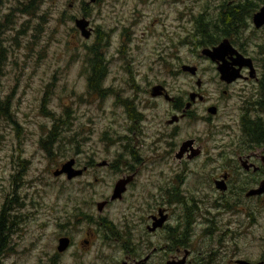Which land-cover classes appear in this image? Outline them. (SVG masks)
Listing matches in <instances>:
<instances>
[{
  "label": "rangeland",
  "instance_id": "1",
  "mask_svg": "<svg viewBox=\"0 0 264 264\" xmlns=\"http://www.w3.org/2000/svg\"><path fill=\"white\" fill-rule=\"evenodd\" d=\"M29 1L3 0L1 9L6 18L0 35V101L6 116L0 113V264H120L155 247L162 251L148 264H164L174 254L167 230L148 234L145 227L165 192L176 186L170 171L173 143L204 139L213 159L217 126L233 118L234 99L221 94L195 34L198 16L214 18L221 3L230 0H37L25 12ZM79 18L91 29L87 40L74 27ZM240 35L246 53L262 59L255 45L263 42L264 29L247 27ZM91 47L98 49L105 68L100 91L94 93L87 89ZM184 65L201 70L207 103L199 111L210 105L218 112L210 122L184 121L173 129L164 124L168 105L159 101L160 115L144 130L138 101L147 98L152 85L163 82L171 96L196 90L194 78L180 69ZM236 91L237 86L229 88L230 95ZM70 159L86 172L71 180L53 177ZM102 161L112 168L97 167ZM130 166L137 170L133 184L120 201L97 213L95 204L108 200L113 183ZM261 202L254 212L256 225L232 226L240 235L233 244L228 237L221 241L227 252L218 259V237L209 235L215 224L206 223L213 216L204 214L210 210L193 211L188 261L198 262L210 246L214 264H228L239 253L249 260L257 257L264 247ZM238 213L234 219L244 220ZM102 219L112 231H104ZM174 225L171 218L167 226ZM62 236L71 245L57 253Z\"/></svg>",
  "mask_w": 264,
  "mask_h": 264
},
{
  "label": "flooded vegetation",
  "instance_id": "2",
  "mask_svg": "<svg viewBox=\"0 0 264 264\" xmlns=\"http://www.w3.org/2000/svg\"><path fill=\"white\" fill-rule=\"evenodd\" d=\"M257 1L258 3L256 4ZM230 2H222L218 13H225L227 7H234L238 11V17H236L237 21L233 38L223 39H227L231 47L239 55L250 60L251 68L234 65L233 68L237 70V75L231 82L226 83L219 79L215 63L207 58L203 60L213 64V71L219 83L218 88L221 89V94L225 96L224 98H227V100L230 98L234 99L230 107L233 118H228L229 121L221 122L217 126L219 137L215 143L217 153L213 159L207 154L206 140L204 139L188 137L173 143L170 171L176 186L165 192L167 195L166 199L161 198L162 202L157 206L155 214L149 216V225L145 227V231L148 234H156L165 229L167 230L170 243L168 249L169 252L172 251L174 254L169 255L164 264H193L188 261L192 256V251L189 250L192 232L189 228L188 220L193 211L201 212L204 206H207L206 208L210 210L209 214L207 212H204V214L206 217L213 216L210 221L206 220V223L215 224L216 230L209 235L218 237L219 245L215 247L217 249L216 259H218L220 255H224L227 252L225 242L221 245V241L226 237L233 240L234 236L239 237L240 235L238 231L234 232L231 227H238L237 230L242 228L247 230L254 227L256 225L254 212L258 208V201L261 200V207L264 206V39L260 45H255L259 56H263L262 59L257 60L246 53L244 49L245 40H242L240 35L247 27L250 32L264 29V25L258 29L252 25V15L264 5V0H230ZM244 19H246L245 22ZM247 20L250 21V25L246 24ZM224 60L230 62L228 56H225ZM194 68L195 73L193 75L186 74L194 78L196 90L190 89L183 95L171 96L162 82L161 84L152 85L146 93L147 98L142 97L138 101L140 108L138 115L139 119L141 118L140 123H142L144 130L154 126L157 115H160L156 112V103L159 101H164L168 105L166 115L169 118L164 121V124L174 126L172 127L173 129L184 121L191 122L199 119L202 122H210V116H214L218 109L216 106L209 105L201 107L199 111L200 105L207 103V95L202 91L201 70L195 66ZM233 86H237V91L234 95H230L229 88ZM155 87H160L161 89L159 93L153 96V88ZM186 105H188L187 108H185ZM210 108L213 109V113L208 111ZM220 111L222 112L223 108H220ZM202 112H205L207 116H203ZM132 113L134 114V112ZM171 119L173 121L169 124L168 122ZM96 166L112 168V165L106 161L99 162ZM73 168L81 170V175L86 172V167L78 169L77 165L74 164ZM128 170L129 172L127 173L126 171L125 174H122L111 188L112 192L113 186L118 180L130 177V181L125 185V190L121 197L109 201L110 192L108 200L102 201L106 203L104 207L108 203L120 201L127 188L133 184L137 170L131 166ZM97 204H95V209ZM238 212H241L244 220L234 219L236 215L240 214ZM1 217L2 215L0 214ZM204 217V215L201 216L203 219ZM171 218H174L175 225L168 227L167 224ZM197 221L202 223L201 220ZM105 222L108 224L107 228L112 231L113 227L111 224L107 221ZM189 223L191 224V221ZM152 224H155V228L150 230ZM103 229L104 231L107 230ZM68 240L70 246L71 240L70 238ZM262 241L264 244V231ZM83 243L88 244L85 240ZM231 243L236 242L233 240ZM211 247H206L204 254L198 258L200 260L194 263L214 264L211 257L213 254ZM161 251V247H155L142 258H126L125 262L132 263L147 257L144 264H148L151 255ZM236 251L235 249L234 252L236 253ZM234 252L233 256L235 255ZM258 253L257 257L250 260L239 253L238 258L232 259L228 264H238L239 261H245L250 264H264V247ZM198 254L201 255L199 252Z\"/></svg>",
  "mask_w": 264,
  "mask_h": 264
},
{
  "label": "water",
  "instance_id": "3",
  "mask_svg": "<svg viewBox=\"0 0 264 264\" xmlns=\"http://www.w3.org/2000/svg\"><path fill=\"white\" fill-rule=\"evenodd\" d=\"M96 0H89V3H94ZM74 27L78 30L79 35L87 40L90 37V29L88 28V22L84 18L75 19ZM252 25L254 28L258 29L264 25V5L259 8V10L252 15ZM200 55L204 58L209 59L211 62L215 63L216 65V71L219 74V79L221 81H224L226 83L231 82L235 76L237 75V70L233 68L234 65H237L238 67L246 66L251 68L250 60L243 58L241 55H239L230 45L227 39H222L220 42H218L217 45L212 46L210 48H203L200 51ZM228 56V59L230 62H226L224 60V57ZM181 71L184 73H188L193 75L195 73V68L192 66L184 65L181 68ZM160 87L153 88V96H155L157 93H159ZM188 105H186L185 108H187ZM209 112L213 113V109H208ZM173 119H171L168 123H172ZM102 165V164H99ZM74 161L72 159L65 161L62 163L58 169L54 170L52 172L53 177H58L63 175L66 180L74 179L81 175V170H77L73 168ZM130 181V177H126L124 179L118 180L112 189L109 201H113L116 199H119L121 197V194L125 190V185ZM256 193V192H252ZM105 202L98 203L96 205L97 212H101ZM155 228V224H152V227L150 230H153ZM55 250L57 253L64 252L69 247V240L66 237H61L57 239ZM147 260V257H144L143 259H140L139 261L127 263L125 261L121 262L120 264H144V262ZM170 264V263H168ZM238 264H250L245 261H239Z\"/></svg>",
  "mask_w": 264,
  "mask_h": 264
},
{
  "label": "trees",
  "instance_id": "4",
  "mask_svg": "<svg viewBox=\"0 0 264 264\" xmlns=\"http://www.w3.org/2000/svg\"><path fill=\"white\" fill-rule=\"evenodd\" d=\"M37 0H31L29 1L25 12H28L27 10H32L33 5ZM3 0H0V35L1 32L4 29V18L3 15H1V9H2ZM238 11L234 7H227L225 13L217 14L214 18H202L198 16V21H195L196 27H195V34L198 38L197 40V46L198 47H211L216 45L221 39L227 38L231 39L234 36V27L236 26V21L238 17ZM3 17V19H2ZM202 21L204 24H201ZM88 52L91 54L90 60H89V67L90 72L89 76L87 78V89L90 92H98L100 91V85L103 81L104 76V63L100 59V55L98 54V49H95L91 47L88 49ZM4 103L0 101V113L6 116V109H4ZM2 221V217L0 218V224ZM101 226L107 230L108 224L102 220ZM100 225V224H99ZM0 255H1V249H0Z\"/></svg>",
  "mask_w": 264,
  "mask_h": 264
}]
</instances>
